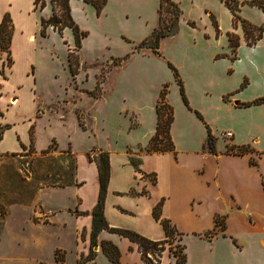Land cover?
Returning a JSON list of instances; mask_svg holds the SVG:
<instances>
[{
    "label": "rangeland",
    "instance_id": "rangeland-1",
    "mask_svg": "<svg viewBox=\"0 0 264 264\" xmlns=\"http://www.w3.org/2000/svg\"><path fill=\"white\" fill-rule=\"evenodd\" d=\"M234 1L241 19L242 8L250 26L264 29V12L245 7L246 0ZM33 2L0 0V21L8 14L13 26L10 47L0 53V264H78L89 254L88 232L78 225L75 155L95 159L108 147L133 159L148 154L145 135L156 120L162 92L173 110L170 137L180 167L188 171L198 165L190 157L201 149L206 132L183 106L169 63L189 105L216 133L215 147L231 146L221 137L231 124L241 129L240 140L256 133L264 141V110H228L222 101L224 96L226 103L241 107L235 101L264 97V37L247 46L241 23L230 32L238 47L228 42L225 51L214 54L213 43L186 28L191 19L211 32L202 11L191 0H175L181 10L178 33L163 39L156 55L138 46L157 27L158 0H107L99 15L83 0H70L72 21L84 34L80 47L69 28L61 35L48 30L43 38L45 13L34 10ZM205 2L225 36L229 11L219 0ZM46 3L52 15L50 0ZM215 57L227 59L212 62ZM235 90L238 99L233 100L228 95Z\"/></svg>",
    "mask_w": 264,
    "mask_h": 264
},
{
    "label": "crops",
    "instance_id": "crops-1",
    "mask_svg": "<svg viewBox=\"0 0 264 264\" xmlns=\"http://www.w3.org/2000/svg\"><path fill=\"white\" fill-rule=\"evenodd\" d=\"M199 1L191 0V3L195 4L194 9L202 11V16L210 25L211 32L205 28L199 29V24L191 19L186 20V28L189 31H199L201 40L213 43L214 54L223 52L227 49L228 34L233 28L232 16L230 14L229 17L231 28L224 36L220 31L214 10L206 5L207 0ZM212 1L217 2V0ZM219 6L225 7L221 1ZM245 7L249 6L245 5ZM242 10L241 8L240 16L243 20L251 22L244 17ZM43 12L44 19L52 16L48 5ZM210 17L214 19L217 30ZM187 23L194 24V27L188 26ZM48 30L53 31L52 27H48L47 34ZM178 38H181L180 34ZM33 40L32 35L28 37L30 43ZM181 40L183 41V38ZM224 59L227 58L215 57L212 62ZM236 91L238 90L228 95L233 100L238 99L234 95ZM223 97L222 101L226 109L244 108L226 103ZM187 101L189 104L188 98ZM238 102L250 103L235 101ZM10 104L17 105V100L13 98ZM189 107L192 109L190 105ZM251 107L259 110L256 112L264 110V104ZM189 112L194 114L192 111ZM197 112L201 115L202 121L194 115L206 132L207 123L202 114ZM155 124L154 116L152 129L145 135L146 140H150ZM209 129L212 136L217 137L210 127ZM239 130H241L239 127L231 124L225 131L232 134L230 144L234 147L248 146L250 152L243 155L226 153L224 146L217 143L215 153H211L206 148L205 137L201 149L195 152L194 157H190L195 158L198 165L188 171L180 167V158L173 141L174 148L171 152L141 155L138 166L140 173L131 166L130 156L127 153L112 151L108 147L106 153L109 157L110 177L103 209L108 227L128 230L153 242L164 241L167 239L165 232L160 222L152 215L153 208L161 203L160 218L168 220L180 234L179 244L184 247L185 264H264V141L256 133H249L245 141L240 140ZM250 161L254 164L251 165ZM75 183V193L79 203L77 211L80 215L78 225L86 233L88 232L90 249L91 212L97 204L99 194L98 169L92 156L89 158L83 153L75 155ZM222 205L225 206L223 210L220 209ZM216 218L220 222L218 226L215 225ZM185 220L189 222L186 228ZM207 233H211V237H205ZM97 240V246L92 249L94 260L88 263L111 264L100 247L101 242H110L118 248L121 264H145L137 244L126 238L101 231ZM174 263L175 259L170 256L165 245V250L159 257V264Z\"/></svg>",
    "mask_w": 264,
    "mask_h": 264
},
{
    "label": "trees",
    "instance_id": "trees-1",
    "mask_svg": "<svg viewBox=\"0 0 264 264\" xmlns=\"http://www.w3.org/2000/svg\"><path fill=\"white\" fill-rule=\"evenodd\" d=\"M54 1V2H53ZM85 3L92 5L96 14L99 15L102 8L105 6L107 0H83ZM224 3L225 7L229 10L232 16V26L237 27L238 23L242 24V30L247 42V46L254 45L257 41L262 38V33L264 29L260 30L255 29L250 26L245 20L241 19L237 12L238 4L234 0H220ZM52 5V16L48 19H40V35L46 37V29L52 27L53 31L61 35L62 31L66 28L72 30L74 36V42L77 47H80V40L84 37V34L78 30V27L74 24L70 14L69 0H50ZM250 7H255L262 12H264V0H251L244 3ZM34 10H43L46 6L45 0H34L33 2ZM157 27L151 33L149 38L141 42L138 48H145L151 50L154 54L158 55V49L160 43L165 38H172L178 33V23L181 17V10L175 0H159L158 10H157ZM213 26L217 30L216 23L213 21ZM13 26L8 14H5L0 21V53L8 50L11 44ZM256 33V35H255ZM235 36L229 35L228 42L229 46L235 49L238 47L237 43L233 40ZM168 68L171 70L174 81L178 86L179 95L183 105L189 110L192 111L196 117L202 121L201 115L197 111H193L188 104L182 81L178 75L177 70L169 63ZM73 75L76 73L73 71ZM244 88V85L241 86ZM240 88V89H241ZM239 91V90H238ZM236 91V92H238ZM164 93L159 94V103L156 105V127L154 136L149 140L147 144V153H165L173 151V143L170 137V127L173 123V110L171 107L166 105L163 102ZM264 104V97L257 98L254 101L246 104H241V107L247 108L251 106H259ZM165 111H168V115L165 114ZM206 148L209 152L215 153V138L211 134V130L206 125ZM0 140H1V130H0ZM226 153L243 155L250 152L248 146L234 147L230 146L225 151ZM95 162L98 169V182H99V194L97 204L91 212L92 216V225L90 233V249L89 254L82 258L78 264H86L94 260L93 248L97 246V236L101 231H107L109 233L116 234L120 237L126 238L132 243L137 244L138 251L141 255V259L145 264H153L150 257L156 259L157 264H159V257L161 253L165 250V245H170L168 251L170 256L175 259L174 264H185V255L183 253L184 247L180 245V234L177 233L174 226L168 220L160 218V207L161 203L157 204L152 211L153 218L156 221H159L166 235V240L161 242L150 241L137 233L121 230V229H112L109 228L104 215V200L106 195V189L110 177V167H109V157L107 153H99L95 157ZM131 166L137 173H140L138 166L140 165L139 159L129 158ZM250 164L254 163L250 161ZM154 180V178H152ZM215 225H220L219 219H215ZM211 233L205 234V237H211ZM174 237H177V245L173 248L171 245L174 241ZM101 252L107 258L111 264H121L119 261L120 252L118 248L110 242H101L100 244ZM178 248V250H176Z\"/></svg>",
    "mask_w": 264,
    "mask_h": 264
},
{
    "label": "built area",
    "instance_id": "built-area-1",
    "mask_svg": "<svg viewBox=\"0 0 264 264\" xmlns=\"http://www.w3.org/2000/svg\"><path fill=\"white\" fill-rule=\"evenodd\" d=\"M221 137L224 138V139H226V140H231L232 134L230 132H225V133H223L221 135ZM149 257H150V259H151V261H152L153 264H157V259L158 258L157 259H154L151 256H149Z\"/></svg>",
    "mask_w": 264,
    "mask_h": 264
}]
</instances>
